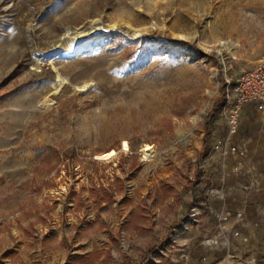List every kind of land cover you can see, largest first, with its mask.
Instances as JSON below:
<instances>
[{
    "label": "rangeland",
    "instance_id": "rangeland-1",
    "mask_svg": "<svg viewBox=\"0 0 264 264\" xmlns=\"http://www.w3.org/2000/svg\"><path fill=\"white\" fill-rule=\"evenodd\" d=\"M263 58L264 0H0V264H264V197L239 218L203 170Z\"/></svg>",
    "mask_w": 264,
    "mask_h": 264
},
{
    "label": "crops",
    "instance_id": "crops-1",
    "mask_svg": "<svg viewBox=\"0 0 264 264\" xmlns=\"http://www.w3.org/2000/svg\"><path fill=\"white\" fill-rule=\"evenodd\" d=\"M235 137V141L230 143L229 155L223 157L226 162L220 166L215 162H205L203 170L209 171L211 178L204 180L205 185L211 184L209 188L217 189V202L223 203L227 212L237 210V216L246 219V203H256L264 197V108L258 109L256 103L245 104L239 115ZM237 240L246 251L248 240L242 242L239 237Z\"/></svg>",
    "mask_w": 264,
    "mask_h": 264
},
{
    "label": "built area",
    "instance_id": "built-area-1",
    "mask_svg": "<svg viewBox=\"0 0 264 264\" xmlns=\"http://www.w3.org/2000/svg\"><path fill=\"white\" fill-rule=\"evenodd\" d=\"M232 95L227 94L228 108L224 114L227 137H235L239 125V115L247 103H256L258 109L264 108V58L256 65L245 71L231 89ZM223 155L228 151L223 149Z\"/></svg>",
    "mask_w": 264,
    "mask_h": 264
},
{
    "label": "bare ground",
    "instance_id": "bare-ground-1",
    "mask_svg": "<svg viewBox=\"0 0 264 264\" xmlns=\"http://www.w3.org/2000/svg\"><path fill=\"white\" fill-rule=\"evenodd\" d=\"M99 24L100 22L98 20H95L92 21L88 26L77 29L76 31L70 30V32L65 35L62 43L56 47L57 53L53 55V58L72 59L75 56L79 55L83 50L90 49L93 40L92 36L94 35V33H92V30ZM135 34L136 32L134 33V35ZM67 83H69L68 79L59 74L57 77V81L54 83V88L60 89ZM86 86L87 83L77 85V87L81 88V90H83ZM149 151L150 149L146 150L145 153L149 155Z\"/></svg>",
    "mask_w": 264,
    "mask_h": 264
},
{
    "label": "trees",
    "instance_id": "trees-1",
    "mask_svg": "<svg viewBox=\"0 0 264 264\" xmlns=\"http://www.w3.org/2000/svg\"><path fill=\"white\" fill-rule=\"evenodd\" d=\"M224 104H225V100L216 104V108L214 109L215 110L214 113L215 114L220 113L221 107L224 106Z\"/></svg>",
    "mask_w": 264,
    "mask_h": 264
}]
</instances>
